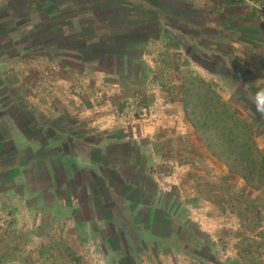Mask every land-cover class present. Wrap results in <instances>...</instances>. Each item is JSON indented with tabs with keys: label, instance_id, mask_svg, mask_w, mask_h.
I'll list each match as a JSON object with an SVG mask.
<instances>
[{
	"label": "rangeland",
	"instance_id": "1",
	"mask_svg": "<svg viewBox=\"0 0 264 264\" xmlns=\"http://www.w3.org/2000/svg\"><path fill=\"white\" fill-rule=\"evenodd\" d=\"M194 77L264 153V0H0V264H264V185L187 119Z\"/></svg>",
	"mask_w": 264,
	"mask_h": 264
},
{
	"label": "trees",
	"instance_id": "2",
	"mask_svg": "<svg viewBox=\"0 0 264 264\" xmlns=\"http://www.w3.org/2000/svg\"><path fill=\"white\" fill-rule=\"evenodd\" d=\"M199 103L203 104L201 110ZM184 105L187 119L211 153L249 186L264 185V153L250 123L224 101L213 84L194 77L189 87L184 85Z\"/></svg>",
	"mask_w": 264,
	"mask_h": 264
},
{
	"label": "clouds",
	"instance_id": "3",
	"mask_svg": "<svg viewBox=\"0 0 264 264\" xmlns=\"http://www.w3.org/2000/svg\"><path fill=\"white\" fill-rule=\"evenodd\" d=\"M254 103L257 111L264 114V89H259L255 92Z\"/></svg>",
	"mask_w": 264,
	"mask_h": 264
},
{
	"label": "crops",
	"instance_id": "4",
	"mask_svg": "<svg viewBox=\"0 0 264 264\" xmlns=\"http://www.w3.org/2000/svg\"><path fill=\"white\" fill-rule=\"evenodd\" d=\"M264 188L260 189L259 191H262Z\"/></svg>",
	"mask_w": 264,
	"mask_h": 264
}]
</instances>
